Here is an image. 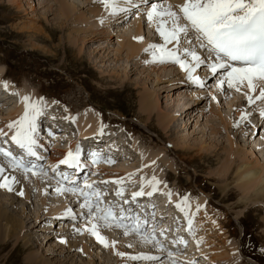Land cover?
Wrapping results in <instances>:
<instances>
[{"label":"rangeland","instance_id":"1","mask_svg":"<svg viewBox=\"0 0 264 264\" xmlns=\"http://www.w3.org/2000/svg\"><path fill=\"white\" fill-rule=\"evenodd\" d=\"M70 1L73 5H67L70 16L66 18L56 0H0V72L5 75L0 78V89L4 90L0 92V104L5 105L3 109L10 111L20 105L22 113L27 106L25 103H28L24 100L25 96L37 93L40 114L35 122L38 129L40 126L39 132H42L41 136L49 149L65 148L62 141L54 146L46 138L51 126L68 127L77 140L78 132L74 126L78 123V116L83 111L86 113L88 109L91 110L100 116L99 129L104 131V134L112 135L111 138L116 135L115 144L120 148L116 150L123 156L120 160L114 158L112 163L109 160L106 170L121 172L126 177L139 180L125 184L122 182L124 185L119 184L116 195L126 196L141 192L144 188L142 191L145 197L148 194L144 192L145 189L152 186L156 189L151 190L152 203L157 202L159 205L165 200L169 203L168 210L176 212L173 207L182 203V197H188L186 204L205 198L207 208L214 212L219 226L209 229V235L205 233L203 239L209 249L204 246L205 243L198 246L202 251L200 256L197 254V262L209 264V259H214L216 264H228L226 254L221 260H215L210 253L218 251L219 245H224L221 243L224 239L226 242L238 244L236 251L231 255L232 259H235L234 264H264V195H260L264 186V172L259 178L261 181L258 180L248 194L247 200L250 202L242 209L231 210L233 203L243 198L235 186L238 182L235 171L243 164L255 161L248 153L251 148L258 163L264 167V119L261 116L257 118L255 113L257 107H263L257 109L259 112L264 109L262 101L254 97V102H258L249 104L245 97L246 93L247 96L250 94L244 93L245 89L244 92L225 91L227 82L219 88L217 83L214 85L213 80L215 82L222 79V70L218 73L219 78L212 76L209 79L207 72H211L198 67L197 74L193 75L200 77L205 82V87L200 88L187 79L186 85L180 87L184 79L178 70L179 65L170 60L144 63V57L152 60L154 51L157 56L160 55L154 49L149 52H145V49L149 45L159 48L162 44L157 32L158 24L152 26L147 20L146 13L149 8L141 10L145 15H128L124 23L118 24L117 18L112 22L104 20L101 23L97 21L98 17L91 13L92 0ZM150 3L147 0V4ZM174 7L177 8V4H174ZM133 9L134 13L139 12L136 7ZM137 15L141 16V29L135 35V20L139 17ZM80 18L84 20L75 21ZM112 35L113 39L109 40ZM141 37L144 45L140 53L133 58L128 57L124 49H120V46H125L120 43L121 40H138ZM71 40H76L74 45ZM194 47L195 45L182 43L176 45L175 50L177 55L184 59V49ZM196 50L202 58L206 56L203 49L202 52L201 49ZM4 64L8 69H5ZM150 67H154V71ZM260 85L264 88V84ZM144 96H152L157 102V109L149 119H145V114L139 111V102ZM213 96L216 99H212ZM233 101L236 102V107L233 106ZM188 108L190 110L183 115H177L179 111ZM5 111H0V120L5 118ZM242 115H247V119L241 122L239 127H234V124L241 121ZM164 116L170 117L167 119L170 120L168 124ZM250 126L254 130H250ZM3 136L7 137L6 134ZM114 139L115 137L113 141ZM229 140L233 141L234 148L241 150L238 152L239 157L234 156L231 179L224 182L214 174L219 173L226 165ZM122 142L127 149L125 152L121 150ZM202 147L204 149L201 150ZM114 154L113 156L117 157L115 152ZM146 155H151L153 162H145ZM143 171L147 177H142ZM93 175V178L98 180L96 178L99 174ZM40 176L37 181L28 176L22 177V181L26 183L29 203L0 189L1 207L12 216L24 220L26 228L20 234H29L34 241L33 247L26 248L22 240L18 244L6 240V248L0 245V264H26L24 259L30 254L41 256L50 264H92L79 250L66 253L65 247L60 245L61 238L69 243L78 242L79 245H85L97 263L116 264L117 260L110 254L109 249L93 242V238L85 235L86 233L83 234L77 222L69 220L70 216L66 215L60 223L59 219L54 217L46 218V210L52 207L63 208L65 211L76 210L71 207L72 202L64 193L57 194L56 188L50 191L52 185H49L51 180L48 174ZM153 177L158 184L153 181ZM250 180L251 178L248 181ZM103 187H107L106 194L114 191V183H104ZM168 193L175 196L169 198ZM255 194L257 197L253 198ZM229 197H233L231 202ZM11 198L15 202L10 207ZM80 206L78 204V208ZM22 209H25V214H22ZM76 212L78 214L79 211ZM85 215L88 216L84 218V223L91 225L94 220L92 215ZM103 229L99 230V234L101 232L107 235L106 239L123 250L127 258L140 253L141 249L142 252L148 251L145 243L141 244L123 234V237H119L120 233L111 229L102 231ZM197 232L194 233L195 237ZM221 248L225 250L224 246ZM79 249L82 250L81 246ZM60 251L61 254H57ZM228 252L230 253L229 248L226 250L227 254ZM186 254L182 253L180 257ZM164 258L162 255L157 261L149 264H166L168 261H164ZM139 261H128L127 264H143Z\"/></svg>","mask_w":264,"mask_h":264},{"label":"bare ground","instance_id":"2","mask_svg":"<svg viewBox=\"0 0 264 264\" xmlns=\"http://www.w3.org/2000/svg\"><path fill=\"white\" fill-rule=\"evenodd\" d=\"M56 1L60 5L61 10L63 12V15L66 18H68L70 16V14H69V11L67 9V5H69V6L70 5H73L72 2L70 0H68V1L67 0L66 1L65 0H56ZM149 1L151 3H157V4H159L162 8H167V7L171 6L172 9L174 11H177V12H179V9H178V7L175 8L174 7V4H177V6H179V5H182L185 2V0H166V1H162V0H158V1L149 0ZM146 4H147V2H146ZM146 4L145 3H141L140 0H135V6H133V5H122V7H125L128 10L127 11H124V12H120L119 14L113 16V15H110L109 14V10H106V8L104 7L103 4L96 3L95 0H92L91 5H92L93 9L91 10V13H94L95 16L98 17L97 18L98 19L97 21H103L104 22V20H108V21L111 20V22H112L114 19L117 18V20H119V21H117V23L119 24V23H122L124 21L125 17H127L130 14H134V11H133L134 9L133 8H135V7L138 9L137 11H139V12H137L135 14H140L141 16L142 15H145L142 11H145L147 8H149V5H150V4H147V5ZM144 5H145V7H144ZM142 7L145 8V10ZM137 16H139V15H137ZM141 16L137 17L136 20H135L136 21L135 22L136 23V32H135V35L141 29ZM131 17H134V16H131ZM83 20H84L83 18H80V19H77L75 21L82 22ZM147 20H148V18H147ZM150 24L152 26H157V24H158L157 19L154 17L153 21L150 22ZM94 32H96V31H94ZM98 32H101V31H98ZM98 34H102V33H98ZM110 34L111 33H109V35ZM112 37H113V35L110 36L109 40L110 39H113ZM160 40H161L162 44L159 46V48H166L168 50H175L176 44H174V43L165 44V42H164V40H163V38L161 36H160ZM71 41H73V43H72L73 45L76 42V40H71ZM120 43H123L127 47V49H126L125 46H120V49H124L126 51L127 56L128 57H131V58H133L135 55L139 54L140 51H141V49H142V47H143V45H144V44H142L141 41H138L136 39L135 40H131V39L130 40H121ZM196 48L199 50L198 47H196ZM201 52H202V49H201ZM145 55H146V53H145ZM143 59H144V61H146V60L151 61V59H147L145 57ZM184 59L187 62H189V63H194V62L191 61V58L188 59L185 56ZM150 68H152V71H154V69H155L154 67H150ZM178 70L180 72L181 77L184 79V81L182 82V85H180V87L183 86V85L185 86L186 85V82L185 81L188 80L187 79V73L184 70H182L180 67L178 68ZM197 72H198V70L196 68V70L194 71L193 74H195V73L197 74ZM221 73L223 74V70H222ZM0 74H1L0 75V78L2 79L5 75L3 73H1V72H0ZM216 76H218L217 78H219V74H217ZM221 78H223V76ZM261 84H264V83H261ZM261 88H263V87L261 85H259L257 87L256 91L255 92H252L246 86H244V87L241 88V90L244 91V89H245L246 90L245 92H248V94H250V96H252L254 98V97H257L259 95V92H260ZM0 91H4V90L0 89ZM219 94H220V96L222 95L221 92ZM26 96H25V98H26ZM151 97L152 96H149V97L144 96L143 98L140 99V102H139V111L142 114H145L144 115L145 116V119L151 118L152 115H153V113L157 109V102L154 101ZM27 98H28V100H27L28 103H25L27 106H25V110L22 111V113H20V111H21L20 108H19L20 105L18 107H16V108L10 110V111H5L3 109V107L5 106L4 104H3L4 106L3 105H0V111L1 112H4L5 111V118L2 119V120H0V133L4 134V133H7V132H10L14 126L19 125V122L23 120L26 111L28 112L29 116L33 115V109L31 107H29V105H36L37 106L38 105V102L37 101L39 100V98L37 96V93L35 95H30L29 94L27 96ZM256 102H258V100H256ZM256 102H254V103H256ZM232 104H233V106L236 107V102L233 101ZM263 105H264V102H263ZM261 108H263V107H261ZM188 110H190V108L184 109L182 111H179V113L177 115L181 116L184 113H186ZM87 111L88 112H86V113H84V111H83V113H81V115L78 116V118H79L78 123L76 122V125L74 126L77 129L79 139H77V140L71 139L72 136H73V132L70 131L69 128L66 127V126H65L66 128H63L61 132H59V131H53V133H51L49 135L50 136V139L53 138V142H55V139L60 140L63 137L65 139V142H66L65 143L66 144L65 145V150H59L60 148H58V149H51L50 150V149H48L49 147L46 148L45 145L43 144V142H41V140L36 136V131L33 133V137L36 140V144L34 146H36L37 148H39L41 150V152H43L42 155H43L44 160H45L44 161L45 163L43 164L45 166L44 168H46L47 170L51 171V169L54 166H56V165H58V166L63 165V164H60L59 162L67 157V154L69 153V151L75 153L77 151V148L78 147L80 149V141H82V139H85V138H87L89 136L98 135V134L101 133V130L99 129L100 122H101L100 119H99L100 116H97V114L93 113L89 109ZM260 112L256 110L257 118H258V116H261L260 115ZM18 114H20V115H18ZM218 115L219 114H217L216 116H218ZM237 116H241V115L240 114H237ZM261 117H263V119H264V116H261ZM36 118H37V115L35 117V121H36ZM165 118L167 120L170 117L168 118L167 116H164V119ZM39 119H40V117H39ZM169 121L170 120H167V123L166 124H168ZM37 122H40L41 123L40 120H37ZM10 124H12L14 126L12 128H9L8 126ZM35 127H36V122H35ZM253 127H254V125H253ZM253 127L250 126V130H252ZM260 127H261V125H260ZM15 128H13V129H15ZM164 128L167 129L166 127H164ZM72 130H73V128H72ZM98 131H100V132H98ZM15 134L16 133L10 134V137L8 139H11L12 140V137ZM111 136L112 135H109V133L108 134H103V137H105V138H103L104 140L102 142L106 144L104 148L109 147V148H112L113 149V151L112 150L109 151V152H111V154H107L105 156V159L107 160V162L110 160L111 163H112V161L114 160V158H117L116 156L113 157V154H114L115 150L117 148H119V145H116L115 144V141H117L116 140V135L113 136V138L115 137L114 141H113V138H111ZM109 137L111 138V140H110ZM57 140H56V142H58ZM118 140H120V139H118ZM229 142H230V145H229L230 148H229V154H228V156L226 158V165L224 167H222V169H221V171L219 173L214 174V176L216 175L217 178H219L221 181H224V182L226 180H228V179L229 180L231 179V170H232V166L234 165V164L232 165V163H233V160L235 159L234 156L237 155L239 157L240 155H238L239 154L238 152L241 150L240 149L238 151L236 148L233 147V145H234L233 141L229 140ZM121 145L124 146V143L122 142ZM200 149L202 150V149H204V147H202ZM94 152H96L97 156H99L100 150H96ZM116 152H118V150H116ZM124 152H125V150H124ZM248 153L251 154V157L254 158L255 161L247 162V164H243L241 167H238L236 169V171L234 169V171L236 172V176L238 178V182H237V184L235 186L239 189L240 194L242 195L243 198L242 199L240 198V200L237 203H233V206H232L231 210H239V209H242V208H244L247 205V203L250 202V200H247V199H249L248 198V194L251 192V190L253 189V187L256 186V184L259 181H261V179H259V178H260V176H262V174L264 172V167L260 163H258V161L256 160V154H254V150H252V148H251ZM80 155H81V152H80ZM151 155H146L145 156V159L147 160L145 162L152 161L153 158L150 159L152 157ZM120 157H122V154H121ZM105 159L102 158L99 161L100 163L98 162V163H95L94 164V163H92V157H91L90 158V162H91V164L94 165V169H89L88 167H86V166H84L82 164L81 165H82V167H84V170H87L91 175H93L94 173H98L100 175V176L99 175L98 176L100 178H102V180L105 181V182L112 181V182H115V183H118V182L132 183V182L139 181V180H136V179H133V178H126L124 176V174L121 173V172H117V171H114V170H106V169L98 168V167H103L102 165H105L106 166L107 163H106V160ZM105 166L103 168H105ZM0 168L3 169L2 176L3 177H8L9 178V182H11V179L13 177H15V181H16L15 183H13L11 185L12 186V189H13L12 191H8L6 188H0V189L2 191L6 192L7 194H9V193L14 194V195H16L18 197V199H24L26 202L29 203V201H30L29 200V195H28V191H27V189L25 187L26 183H24L22 181L23 180L22 177L23 176H26V175H21V174H19V172H16L15 170L9 168L8 166H6L3 163L2 160H0ZM147 170L148 169H145V171H147ZM8 171L11 172V173H9ZM145 171H143V173H142V177L143 178H144V176L147 177L145 175ZM250 171H251V173H250ZM28 177L29 178H32L34 181L40 180V178H41L40 176H35L33 174L31 176H28ZM250 178H251V180L248 181ZM90 180H92V178H89L88 180L86 179V182L90 184L91 183ZM3 182H4L3 179H0V183H3ZM49 185H52V183H49ZM84 185H85V182H84ZM153 188L154 187L149 186L147 189H145L144 192H148V193L149 192H153V191H151ZM106 189H107V187H106ZM223 191H225V190H223ZM21 192L23 193V195H20ZM261 192L262 193H260V195H262V194L264 195V186H262V191ZM131 194H133V193H131ZM172 195H174V194H172ZM69 196L72 199L77 198V196H75L74 194H71V195L69 194ZM148 196L149 195L147 194V195H145L144 198H142L140 200H145V199H147L146 197H148ZM256 197H257V194L253 195V198H256ZM131 199H134V198H131ZM100 200H101V198L99 199V201ZM232 200H233V197H229V201L231 202ZM99 201H97V202H99ZM127 201H128V203H131L130 202L131 200L129 198L127 199ZM14 202H15L14 199H12V198L9 199V206L11 207L14 204ZM161 202H162L161 203V206L164 205V204L167 205L162 210L161 209L158 210V209H156V207L154 209V206L152 205V200L148 199V200L145 201V204L143 203V204H138L137 206L135 205L136 207H139V208L137 210L134 209V211H136L135 215H136V218L139 219V222L143 219V215L145 213L146 216H150V217H148V219L150 218V220H153V217H154V219L159 220L158 224H163V225H161L160 227L157 228L158 230H155V231L152 232V234L156 237V239L159 240V241H161V243L163 245V250L162 251H159V252H151V254H149L147 252H145V253L144 252L143 253L140 252V253H135L130 258H127V256L125 255V252L123 250L118 249L117 246H114L108 239H106V236L107 235H104V234H101V233L99 234L101 237H103L104 242L107 244V247H106L105 246V243H101L100 241L97 240V238H96L95 235L91 234V232L89 231V229H92V227L86 228V227L82 226L80 229L86 233L85 235H87L88 237L89 236L92 237L93 238V242H96V243H98L100 245H103L104 247H106L107 249H109L110 254L115 257V260H117V263L116 264H127L128 261L129 262L130 261L132 262V261H137V260H140L143 264H149V263H152V262L157 261L162 255H168L166 257V260L169 263H171V264H184V263L185 264H188V262L191 261V260L194 261L193 264H201V263H198L197 260H196L198 258V255L200 256L201 251H202V250L199 249L198 246L204 245V243H205L204 246L206 247V242L203 239L204 236H205V233L206 234L207 233H210V232H208L209 229L216 228V227L219 226V224L217 223V217L215 215H213L214 212L212 210H209V208H207L206 199L205 198H201V199L197 200L196 202L191 203L192 205L190 204L191 205L190 209H187V206H186L187 204H186L185 206H186V209H187V214H186L185 211L183 212L180 209H178L177 206L176 207H173V208H176L177 212L176 211H172V209L171 210H168V206L169 205L167 204V201L164 200V201H161ZM43 203H44V201H43ZM155 203H157V202H155ZM100 204H102V202H100ZM142 205H145V208H143ZM28 206L29 207L31 206V202H30V204H28ZM44 206H45V204H44ZM197 206L200 207V211L199 212L196 211ZM158 207H159V205H158ZM52 208H53V210H52ZM52 208L50 210L49 209L46 210V212H45L46 218L54 217V219H59V222L58 223H60V221L62 219H64L66 215L69 216L67 214V212H66L67 210L66 211L65 210H62L63 208L62 209L54 208V207H52ZM113 210H114V211H112L113 212V216L116 217V218H121L122 217L123 218L122 220L124 221V223L126 225L134 226L136 224L137 219H132L131 218L129 220L128 217L126 216L125 210H123V211H117L116 208H113ZM93 211H95V209ZM150 211H152L153 213L150 212ZM25 213H26L25 212V209H22V214H25ZM75 215L76 214L72 211V216L69 217V220L76 221L77 218H82L81 214L78 215L76 218H75ZM93 215H94V213H93ZM173 216L177 219V222L179 224H175V225H173V227H171V225H172L171 224L172 223V217ZM238 216L239 215H237V217ZM211 217H215V219H213ZM96 218H97V221L96 222L98 224L105 225L104 222H102V221L99 220L98 216ZM189 218L192 219L191 231L188 229L185 233H186V236L187 237L188 236H191L192 239L186 242V245L187 246L184 249L180 250L177 246L179 245V243H181V241L185 242V239H183L184 238V234H182V232L184 231L183 230L184 224L185 223H188ZM29 220H30V218H29ZM153 222H155V221H153ZM2 224H4V225H2ZM167 226H170L171 227V228H168L167 229V231L168 232L170 231V232L169 233L168 232H165V233L162 232L161 229L162 228H165ZM25 228L26 227H25L24 220L21 221L19 218H16V217L12 216L9 212H7L6 210H4V208L1 207V205H0V245L4 246V248H6L7 247V243H5L6 240L13 241L16 244H18L22 240V241H24V244H23V245H25L24 247H26V248L27 247H33V242L34 241L31 238V235L26 234V235L22 236L20 234L23 230H25ZM106 229H111V230L116 231V232H118L120 234H124L125 236H128L131 239H134L135 241L141 242V244L142 243L143 244L145 243L143 241V239H140V238H137L136 239V238L132 237V235H130V234H125V232H119L120 230L116 229L113 226H107ZM175 231L177 232V234H175ZM195 232H197V235H196L197 237L194 236V233ZM189 233H191V235H189ZM207 235H209V234H207ZM61 240H63V239L61 238ZM61 240H59L60 245H61V247L62 246L65 247L64 248V251L66 249L67 250L66 253H68V252L70 253L72 250H75L76 249V250H79V252L82 255L85 254L86 257L89 259V262L90 263H92V264H101V263H97V260L96 259H93L91 257L90 251L88 250V248L85 245H83V244H80L79 245L78 242L69 243L66 240H64V241H66V243H61ZM221 243L224 244V245H219V248H218L219 249L218 250L219 252L218 251L210 252L211 255H212V257H215V260H216V258H218V260H221L220 258H222V257H224V256L227 255V257H228V264H234V260L235 259H232L233 256H231V255H233V253L236 251L238 244L236 242H226L224 239L221 241ZM148 244L151 245V243H148ZM144 245L146 246L147 243L144 244ZM79 246H81L82 250L79 249ZM222 246H224L225 250L221 248ZM164 247H166L167 249H165ZM170 248L172 250H170ZM206 248L209 249V247H206ZM228 248L230 249V253L228 252V254H227L226 253V250ZM58 249H61V248H58ZM167 250H168V252L170 251V253H168ZM56 251L58 252V250H56ZM182 253H187L186 254L187 257H186V255L185 256L183 255V257H180V255H182ZM57 254H61V251H60V253H57ZM62 255L65 256V254H62ZM133 257H136V259H133ZM143 257H151V259H144ZM174 257L176 259H174ZM191 257H192V259H191ZM213 260L209 259V262H210L209 264H216V263H214ZM24 261L26 262V264H50V262L48 260H46L45 258H43L41 256L36 257L34 254L27 255L26 258L24 259ZM181 261H183V262H181Z\"/></svg>","mask_w":264,"mask_h":264},{"label":"snow or ice","instance_id":"3","mask_svg":"<svg viewBox=\"0 0 264 264\" xmlns=\"http://www.w3.org/2000/svg\"><path fill=\"white\" fill-rule=\"evenodd\" d=\"M95 2L103 4L109 10V14L113 16L128 10L122 7V5L135 6V0H95ZM140 2L146 3L147 0H140ZM177 7L179 12L174 11L171 6L162 8L157 3H151L147 11L148 21L152 22L154 17L157 19V32L163 38L165 44L174 43L180 45L187 43L195 45L199 49H203L207 53V56L202 58L197 54L195 47L184 49L185 56L191 57V61L194 62L189 63L177 55L176 50L157 48L156 45H149L145 49V52L154 49L160 55L157 56L154 51L152 53V60L145 61V63L171 60L187 73L189 81L197 84L200 88L205 87V82L200 77L194 76L193 73L201 65L206 66L213 76H216L220 70H224L223 78L217 82L218 88L227 82L229 88L234 87L238 92L244 86L250 91L255 92L257 87L261 83H264V0H185L182 5ZM167 25H170V27H166ZM138 40L142 42L143 38H138ZM4 86L7 88L6 84ZM247 98L249 104L254 103L252 96H248ZM212 99H216V97L213 96ZM255 99L264 100V88H261L259 95ZM25 100L27 101L28 98L26 97ZM29 107L33 109V115L29 116L28 112H25V116L19 122L18 130L12 137V140L19 147L26 149L29 155L35 156L36 153L33 151V146L36 144V140L33 137V133L36 130L35 117L40 114V109L36 105H29ZM260 115L264 116V109L261 110ZM246 119L247 115H242L241 121L234 124V127H239L240 123ZM13 126L10 124L8 127L12 128ZM0 155L6 158L11 157L10 152L2 149H0ZM98 162L99 158L97 154L93 153L92 163ZM59 163L67 165L70 168L82 167L79 147L75 153L69 151L67 157ZM12 167L14 169H23L25 173L32 172L33 175H37L35 165L25 167L22 162L16 161L14 158ZM57 167L53 168V172L57 171ZM39 171L43 175H47V173L43 172V169ZM2 173L3 169L0 168V179L4 181L0 183V188L12 191L11 185L16 182L15 177L9 182V178L3 177ZM63 179L68 180L69 178L65 175ZM153 181H155V177H153ZM155 183L158 184L159 182L155 181ZM84 187L91 191L65 187L61 181H58V187H56L55 191L57 194L69 192L74 195L83 196V204L81 206L88 210L89 215H93L91 197L95 196L97 201H99L100 193L95 191L92 185L86 181ZM155 190L154 187L153 191ZM20 195H23V193L21 192ZM142 195H144L143 191L134 193L133 198ZM148 195L151 196L152 193L149 192ZM167 195L169 198L171 197V193ZM181 200L182 203L178 204L177 207L187 214V209L191 207L190 204H187V209L184 207V204L188 202V197H182ZM196 211H200L199 206H197ZM95 213L98 215V218L105 221L109 217H113L111 211L102 210L98 204L95 207ZM101 213L104 214L99 215ZM67 214L72 216V210H67ZM188 223L189 230L191 231V218H189ZM105 226L108 225L106 224ZM117 226H121L120 223H117ZM125 227L127 228V226ZM128 230L142 235L145 243H153L155 247L163 250L161 241L157 240L152 233L146 235L141 233L139 219ZM128 230L125 231V234H128ZM89 231L96 236L98 241L105 243L103 237L98 234L96 225H93ZM61 243H66V241L61 240ZM105 246L107 247L106 243ZM143 258L151 259V257ZM133 259H136V257H133Z\"/></svg>","mask_w":264,"mask_h":264}]
</instances>
